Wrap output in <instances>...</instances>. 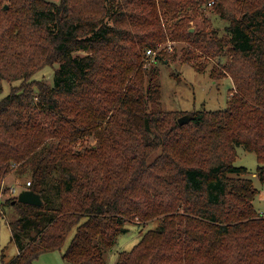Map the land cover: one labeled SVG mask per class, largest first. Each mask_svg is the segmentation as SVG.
Listing matches in <instances>:
<instances>
[{"label":"trees","instance_id":"obj_1","mask_svg":"<svg viewBox=\"0 0 264 264\" xmlns=\"http://www.w3.org/2000/svg\"><path fill=\"white\" fill-rule=\"evenodd\" d=\"M209 1L0 0V92L20 81L0 97V191L16 170L42 198L2 202L17 213L18 251L1 264L61 250L73 227L65 262L106 264L127 221L155 218L114 264H264L257 190L234 163L237 146L254 152L264 182V0H213L224 35L206 19L190 29ZM170 39L186 43V61L218 59L211 76L233 82L225 108L159 106L158 63L171 53L145 51ZM54 63L51 82L32 78Z\"/></svg>","mask_w":264,"mask_h":264},{"label":"rangeland","instance_id":"obj_2","mask_svg":"<svg viewBox=\"0 0 264 264\" xmlns=\"http://www.w3.org/2000/svg\"><path fill=\"white\" fill-rule=\"evenodd\" d=\"M213 0H210L208 4L204 5V13L202 16L195 17L189 20L190 29L200 27L202 19H206L207 23L211 27H216L222 35H224L223 26L226 21L220 18L217 14L211 11V4ZM186 43L180 40H166L160 43L159 46L164 51L171 53L168 58L158 63L159 75L158 81L160 85V99L159 106L164 110H198L205 109H223L227 105V98L230 89L233 87V82L230 76H223L220 78H213L210 74V69L213 64L218 62L217 58H207L202 54H198L195 57L186 61L183 57L182 47ZM84 53L83 51H80ZM227 60V57H223L221 61ZM201 63L203 70H199L195 64ZM53 66L46 65L36 71L32 78L42 79L47 82H51L53 79L54 68ZM20 81H8L3 80V89L0 92V97L10 91L11 87L15 84H19ZM92 137L84 138L79 143V146L93 143ZM234 163L236 165H242L247 168L246 173L243 176L249 177L253 181V185L257 190V193L253 197V204L255 208L263 212L264 211V182H262L257 173L256 166L257 160L255 153L246 150L241 145L237 146V155ZM237 175V173H232ZM30 179L28 174L18 175L16 170H12L2 182V185L7 189L4 196H8L10 186H15L18 191L26 187L27 180ZM18 191L14 194L17 196ZM2 200V199H1ZM4 201V200H3ZM0 202V209L3 214H0V264L1 254H4L5 261H9L18 251L16 244L11 240V229L8 221L14 219L17 216L16 211L12 206L2 205ZM159 224V219H151L144 223H138L135 221H127L126 227L128 230L119 234L115 244L104 249V255L106 264H114L117 252L123 249H130L140 238L142 232L149 228H155ZM75 227L69 232L65 244L61 250H51L42 252L37 256L32 264H67L62 258V251L68 245L70 239L74 235Z\"/></svg>","mask_w":264,"mask_h":264},{"label":"water","instance_id":"obj_3","mask_svg":"<svg viewBox=\"0 0 264 264\" xmlns=\"http://www.w3.org/2000/svg\"><path fill=\"white\" fill-rule=\"evenodd\" d=\"M191 114L184 113L178 117V122L180 124L186 123L190 120ZM16 199L20 202L30 203L40 205L42 204V198L40 194L30 188H22L18 191Z\"/></svg>","mask_w":264,"mask_h":264},{"label":"built area","instance_id":"obj_4","mask_svg":"<svg viewBox=\"0 0 264 264\" xmlns=\"http://www.w3.org/2000/svg\"><path fill=\"white\" fill-rule=\"evenodd\" d=\"M160 47L161 46L156 47L155 49H153V48H147L146 49L145 54H146L147 59H149V61H151V60L154 59L155 53L158 50V48H160ZM29 183H30V181L27 180L26 185H29ZM4 188H5L4 185H2L1 191H0V202L6 199V197L4 196V194L6 192V191H4ZM17 191H18V189L15 186H10L9 187V191H8L7 194H8V196L9 195H14ZM260 213L264 216V211L263 212H260Z\"/></svg>","mask_w":264,"mask_h":264}]
</instances>
